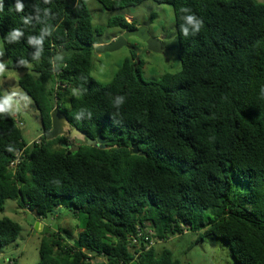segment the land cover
<instances>
[{
    "label": "trees",
    "instance_id": "obj_1",
    "mask_svg": "<svg viewBox=\"0 0 264 264\" xmlns=\"http://www.w3.org/2000/svg\"><path fill=\"white\" fill-rule=\"evenodd\" d=\"M143 1L96 0L103 11ZM154 1L174 10L182 69L164 77L171 84L144 78L134 53L109 81L92 74L96 37L133 30L135 19L98 25L87 0H22V12L0 0L4 65L28 68L18 83L40 130L57 104L89 139L105 140L71 152L64 137L29 144L13 112L0 113V211L11 199L44 222L37 264H182L164 242L190 231L223 241L235 264H264V0ZM184 7L203 20L188 37ZM13 28L18 41L7 39ZM64 208L85 218L76 239L52 224ZM149 229L160 245L147 246ZM20 232L1 218L0 248Z\"/></svg>",
    "mask_w": 264,
    "mask_h": 264
},
{
    "label": "rangeland",
    "instance_id": "obj_2",
    "mask_svg": "<svg viewBox=\"0 0 264 264\" xmlns=\"http://www.w3.org/2000/svg\"><path fill=\"white\" fill-rule=\"evenodd\" d=\"M87 3L96 24L106 25L108 19L114 15H123L127 19L132 17L138 23L146 24L149 37L156 40L159 46L155 51L149 50L146 41L130 36L127 45L115 51L101 53L94 49L92 74L96 78L103 82L109 81L124 60L134 53L136 64L140 66L144 78L173 83V80H165L164 77L180 71L182 63L179 59L174 10L170 4L145 0L139 6L130 9L103 11L96 0H87ZM119 32L118 28H107L96 37V40L109 41ZM0 63H6L1 38ZM27 71V67H5L4 72L0 73V88L2 92L13 96L15 110L12 112L21 121L24 140L30 142L37 138L41 121L32 99L24 93L18 83L19 78ZM61 214V217L53 218L52 224L61 225L73 239H76L85 225L84 216L73 215V211L68 208H64ZM4 217L17 221L21 225V232L16 242L0 248V264H37L40 259L38 247L41 232L31 229L25 210L14 200H7L5 209L0 211V219ZM200 233L202 232L190 231L180 237H173L164 242V246L170 248L182 264H235L230 250L223 241L214 242L208 237L198 239ZM160 244L161 242L156 246Z\"/></svg>",
    "mask_w": 264,
    "mask_h": 264
},
{
    "label": "clouds",
    "instance_id": "obj_3",
    "mask_svg": "<svg viewBox=\"0 0 264 264\" xmlns=\"http://www.w3.org/2000/svg\"><path fill=\"white\" fill-rule=\"evenodd\" d=\"M15 9H16V11L17 12H22L23 11V9H24V3L22 2V0H16V3H15ZM180 11L182 12V13H184V15L182 16V20H183V24H181V26H180V31H181V33H182V35L184 36V37H188V36H190V35H195L196 33H198L200 30H201V28H202V26H203V20L201 19V18H199L195 13H193L189 8H186V7H184V8H181L180 9ZM134 18H132V17H129L127 20L128 21H132ZM24 23L25 24H27L28 23V20H27V18H25V20H24ZM141 23V22H140ZM144 23H142L141 25H143ZM141 25H137V27L138 26H141ZM136 27V28H137ZM135 28V29H136ZM47 30H45V31H43L42 33H41V35L40 36H38V37H29V43H37V44H39L42 40H43V36H44V33L46 32ZM126 31H128V30H125V31H123V32H119L118 34H115L114 36H112L110 39H109V41H106L107 43L108 42H110L111 40H114V39H116L118 36H120V35H122L124 32H126ZM23 35V32L19 29V28H13L8 34H7V39H8V41H18L19 40V38L21 37ZM102 41H97V43L95 44V48H96V46H99V45H102V44H105L106 42H104V43H101ZM57 59H59V57H57ZM4 69H5V65L3 64V63H0V73H3L4 72ZM8 75H14V73H7ZM74 94H76V95H79V93L76 91V90H74ZM125 102V97L124 96H116L115 98H114V100L112 101V103L114 104V106H116L117 108H119V106H121L123 103ZM57 109H60L59 107H58V105L57 104H55L54 105V108H53V110H52V112H54L55 110H57ZM15 110V107H14V102H13V96L12 95H10V94H8V93H6V92H0V113H10V112H12V111H14ZM60 110H62V109H60ZM63 111V110H62ZM64 112V111H63ZM65 113V112H64ZM14 114V113H13ZM52 114V113H51ZM67 115V114H66ZM14 116H15V119H16V121H17V123L20 125L21 124V121L18 119V117L14 114ZM40 119V118H39ZM70 119V118H69ZM52 121V120H51ZM71 123H72V121H71ZM72 125L73 126H75L73 123H72ZM51 128H52V126H51ZM40 129H41V127H40ZM51 130V129H50ZM50 130H48V131H50ZM82 130V129H81ZM48 131H39V134H38V136H37V138L36 139H34V140H31L30 142H29V144H33V143H38V144H40L41 142H42V140H43V137L45 136L46 137V139L47 140H49L48 138H47V132ZM87 136V135H86ZM59 137H64V138H66V141H64V142H62L61 143V146H62V144L63 143H72V144H74V143H76V144H80L81 142H85V141H81V140H75V141H70L69 139H68V137L67 136H65V135H60ZM59 137H57V138H59ZM57 138H55V139H57ZM37 140H39L40 142H37ZM52 140H54V139H52ZM99 145H101V144H99ZM98 145V146H99ZM80 146V145H79ZM63 147V146H62ZM64 148V147H63ZM65 149H68V151H70V148H65ZM22 152V151H21ZM19 153V152H18ZM16 156H17V154H16ZM16 156L10 161V163H9V169L11 170V172L12 173H15L16 172V170H17V168H18V165H19V163L21 162V160H22V156H21V159H20V162L17 164H15V165H12V162L16 159ZM26 214H28L29 212H32V211H30L29 209H26ZM32 213H34V212H32ZM34 215H35V217L38 219V220H40L39 218H38V216L34 213ZM40 221H42V220H40ZM43 222V221H42ZM44 223V222H43ZM45 225V224H44ZM148 234L150 235V237L149 236H147L146 237V239H147V241H148V243H146L147 244V246L149 247V246H156V244L157 243H160L161 241H158V240H156L157 238H154L153 237V231L151 230V229H149L148 231ZM139 236H141V235H139ZM153 241V244H151L150 245V241ZM73 242H75V241H73ZM134 243H136L135 242V240H134Z\"/></svg>",
    "mask_w": 264,
    "mask_h": 264
},
{
    "label": "water",
    "instance_id": "obj_4",
    "mask_svg": "<svg viewBox=\"0 0 264 264\" xmlns=\"http://www.w3.org/2000/svg\"><path fill=\"white\" fill-rule=\"evenodd\" d=\"M130 36H136L146 41L149 50L155 51L159 47L158 42L149 37L146 29V24H143L141 26H138L136 29L128 30L124 32L122 35L118 36L116 39L111 40L108 43L96 46L95 51L101 53L115 51L118 48L127 45V40ZM51 120H52V128L50 131L47 132V138L49 140L55 139L60 135H65L68 137L70 141L81 140V141H86L90 145L92 144L104 145L105 143V140L101 136H98L97 139H89L83 130H81L78 126L72 125L69 117L66 115V113H64L60 109H57L54 112H52ZM62 146L64 148H70V152L77 151L80 149V146L76 143L74 144L63 143ZM133 152L137 154L140 153L141 155H145V153L140 152V149L136 144L133 145ZM27 219L31 223L35 231L41 232L43 230L44 223L38 220L35 217L34 213L29 212L27 214Z\"/></svg>",
    "mask_w": 264,
    "mask_h": 264
},
{
    "label": "built area",
    "instance_id": "obj_5",
    "mask_svg": "<svg viewBox=\"0 0 264 264\" xmlns=\"http://www.w3.org/2000/svg\"><path fill=\"white\" fill-rule=\"evenodd\" d=\"M37 142H40L39 140H37ZM22 156V152L17 153L16 159L12 162V165H15L16 163L18 164L20 162ZM153 244V241H150V245Z\"/></svg>",
    "mask_w": 264,
    "mask_h": 264
},
{
    "label": "flooded vegetation",
    "instance_id": "obj_6",
    "mask_svg": "<svg viewBox=\"0 0 264 264\" xmlns=\"http://www.w3.org/2000/svg\"><path fill=\"white\" fill-rule=\"evenodd\" d=\"M142 23H139L138 25H141Z\"/></svg>",
    "mask_w": 264,
    "mask_h": 264
},
{
    "label": "crops",
    "instance_id": "obj_7",
    "mask_svg": "<svg viewBox=\"0 0 264 264\" xmlns=\"http://www.w3.org/2000/svg\"><path fill=\"white\" fill-rule=\"evenodd\" d=\"M114 36V35H113ZM101 43H104V42H101Z\"/></svg>",
    "mask_w": 264,
    "mask_h": 264
}]
</instances>
